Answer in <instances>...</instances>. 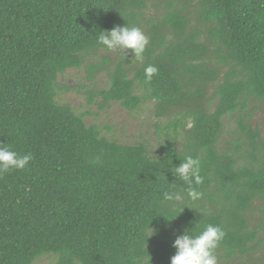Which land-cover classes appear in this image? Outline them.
I'll return each mask as SVG.
<instances>
[{
    "label": "trees",
    "instance_id": "obj_1",
    "mask_svg": "<svg viewBox=\"0 0 264 264\" xmlns=\"http://www.w3.org/2000/svg\"><path fill=\"white\" fill-rule=\"evenodd\" d=\"M147 7L0 0V143L33 156L24 170L0 174V264H35L43 255L55 256L53 264H170L175 238L208 224L226 231L218 264H248L264 244V139L248 122L252 106L264 103V0L171 1L156 20ZM126 25L149 38L143 63L131 50L87 62L110 52L97 43L100 30ZM84 64L88 78L108 77L88 102L97 96L101 108L134 110L153 101L157 157L143 142L105 137L85 113L57 102L58 76ZM148 65L158 68L150 82ZM228 115L238 135L222 148ZM188 155L201 160L204 178L193 185L203 194L195 202L171 172ZM165 192L185 201L172 206Z\"/></svg>",
    "mask_w": 264,
    "mask_h": 264
},
{
    "label": "rangeland",
    "instance_id": "obj_2",
    "mask_svg": "<svg viewBox=\"0 0 264 264\" xmlns=\"http://www.w3.org/2000/svg\"><path fill=\"white\" fill-rule=\"evenodd\" d=\"M180 2L182 0H147L146 18L155 17V20L166 11L167 2ZM191 13L190 26L197 23V18L192 13L195 8L188 5ZM116 51L99 50L96 55H90L87 62L97 61L103 55H107L111 60L115 58ZM86 64L80 68L67 70L64 74L58 76V83L62 86L58 91L56 100L59 103L69 104L76 113H85L84 122L87 125H95L101 131V134L107 138L114 139L124 144H135L143 142L150 156H158V144L162 140L161 133L156 127L159 125V119L155 115L154 103L148 100L142 103L134 110H128L119 102H110L106 107L101 108V100L95 96L92 103L88 102V91L97 92L108 87V77L105 72L94 75L92 79L88 78V72L85 69ZM143 90L139 89L138 94L143 95ZM211 94V93H210ZM209 94V95H210ZM214 103L212 104V106ZM248 122L260 129L264 139V103L257 102ZM163 124L164 121L160 120ZM236 128V116L228 115L224 118V126L220 138V147L225 148L232 144L238 133ZM264 236V232H261ZM264 243V242H263ZM248 264H264V244L255 252L250 253ZM55 256L43 255L35 260V264H53ZM247 261V260H246Z\"/></svg>",
    "mask_w": 264,
    "mask_h": 264
},
{
    "label": "clouds",
    "instance_id": "obj_3",
    "mask_svg": "<svg viewBox=\"0 0 264 264\" xmlns=\"http://www.w3.org/2000/svg\"><path fill=\"white\" fill-rule=\"evenodd\" d=\"M97 43L109 51L120 50L125 56L127 50H131L135 60L138 63H143L149 38L139 27L115 26L112 29L100 30ZM144 71L146 81L150 82L153 76L158 73V68L155 65H148ZM32 159L31 153L21 155L11 147L0 143V174H6L13 170H24ZM201 170V160L191 155L185 156L183 160H180L179 165H175L171 169L173 175L187 185V197L193 202L200 200L203 195L193 186L203 182ZM163 199L175 206L182 204L185 201V196L182 192H165ZM154 232L153 229L149 236ZM225 237L226 231L219 225L208 224L198 233L193 228H186L183 234L178 235L173 241L172 246L176 251L170 258V264H218L216 251Z\"/></svg>",
    "mask_w": 264,
    "mask_h": 264
}]
</instances>
